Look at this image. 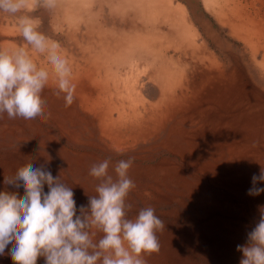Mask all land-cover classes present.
Here are the masks:
<instances>
[{"label":"rangeland","instance_id":"1","mask_svg":"<svg viewBox=\"0 0 264 264\" xmlns=\"http://www.w3.org/2000/svg\"><path fill=\"white\" fill-rule=\"evenodd\" d=\"M0 264H264V0H0Z\"/></svg>","mask_w":264,"mask_h":264}]
</instances>
